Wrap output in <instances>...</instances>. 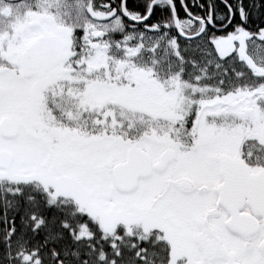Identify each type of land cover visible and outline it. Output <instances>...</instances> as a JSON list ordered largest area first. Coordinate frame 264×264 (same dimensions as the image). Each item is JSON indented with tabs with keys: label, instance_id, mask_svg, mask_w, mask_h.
I'll return each instance as SVG.
<instances>
[{
	"label": "snow or ice",
	"instance_id": "6c2138e0",
	"mask_svg": "<svg viewBox=\"0 0 264 264\" xmlns=\"http://www.w3.org/2000/svg\"><path fill=\"white\" fill-rule=\"evenodd\" d=\"M0 264H264V0H0Z\"/></svg>",
	"mask_w": 264,
	"mask_h": 264
}]
</instances>
